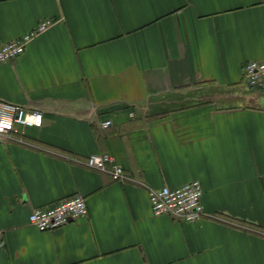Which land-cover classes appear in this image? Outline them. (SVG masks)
<instances>
[{
  "label": "crops",
  "instance_id": "0c3cea01",
  "mask_svg": "<svg viewBox=\"0 0 264 264\" xmlns=\"http://www.w3.org/2000/svg\"><path fill=\"white\" fill-rule=\"evenodd\" d=\"M46 19L0 63V102L44 114L0 136V264H264V90L243 75L264 60V0H0V44ZM191 180L203 219L153 214L149 188ZM75 194L87 217L29 223Z\"/></svg>",
  "mask_w": 264,
  "mask_h": 264
},
{
  "label": "built area",
  "instance_id": "2783aa9c",
  "mask_svg": "<svg viewBox=\"0 0 264 264\" xmlns=\"http://www.w3.org/2000/svg\"><path fill=\"white\" fill-rule=\"evenodd\" d=\"M53 21L42 20L38 26L16 40L0 44V63L11 62L21 56L30 42L41 33L47 31ZM243 75L253 91L264 90V60L249 61L243 66ZM44 114L39 110H27L9 102H0V136H10L20 129L30 126L41 127ZM102 128L112 126L111 120H104ZM87 163L91 168L107 171L114 180L123 182L126 178L124 167L117 164L113 156L108 153H95L90 155ZM152 211L155 216L169 215L186 222H195L204 218L205 211L202 204L203 187L199 180H191L179 187L163 186L149 188ZM86 198L75 194L61 199L50 206L35 208L29 214V223L40 231H50L60 228L69 222L88 216ZM3 231L0 230V250L5 247Z\"/></svg>",
  "mask_w": 264,
  "mask_h": 264
}]
</instances>
